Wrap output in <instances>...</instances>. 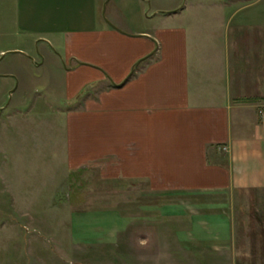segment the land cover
<instances>
[{
	"label": "rangeland",
	"instance_id": "rangeland-1",
	"mask_svg": "<svg viewBox=\"0 0 264 264\" xmlns=\"http://www.w3.org/2000/svg\"><path fill=\"white\" fill-rule=\"evenodd\" d=\"M54 1L70 9L73 0ZM156 1L162 11L190 7L184 11L188 22L208 16L201 22L213 32L221 28L222 13L235 11L221 9L226 0ZM106 2L100 22L113 33L99 46L97 35L71 42L70 30L0 37V49H16L0 58V264H167V253L192 240L193 216L221 213L238 226L240 248L248 232L247 241L264 253L263 192L152 189L128 176L123 155L103 152L119 147L113 132L118 119L100 111L117 109L120 97H128L127 82L149 63L150 54L137 56L145 37L132 36L162 23L151 20L157 7L150 0H109L104 7ZM202 2L222 6H193ZM238 2L239 23H250L249 8L264 26V0ZM102 100L112 103L103 106Z\"/></svg>",
	"mask_w": 264,
	"mask_h": 264
},
{
	"label": "crops",
	"instance_id": "crops-1",
	"mask_svg": "<svg viewBox=\"0 0 264 264\" xmlns=\"http://www.w3.org/2000/svg\"><path fill=\"white\" fill-rule=\"evenodd\" d=\"M104 2L73 0L69 9L56 7L54 0H0V20L5 21L0 24V37L70 30L71 42L76 36L97 35L100 40L94 45L99 46L113 33L100 22ZM150 2L157 7L151 20L162 23L151 33H135L145 37L137 56L150 54L145 58L149 63L127 82L128 97H120L117 109L100 111L102 117L118 119L113 132L119 147L103 152L123 155L128 176L149 183L152 189L160 186L173 189L171 193L188 194L264 193V122L258 114L264 103L263 24L255 23L259 18L250 15L249 8L245 16L250 23H239L238 0H226L223 6L193 5L198 10L217 5L231 12L235 9L233 14H221V28L216 32L201 22L208 16L186 21L184 11L190 7L162 11L156 0ZM42 5L48 8L44 11ZM138 7L140 14L145 12L142 4ZM14 50L0 49V58ZM190 223L192 240L182 241V251L167 253V264H264V253H257L247 241L248 232L243 236L244 249L239 247L238 226L223 213L193 216ZM188 245H196L199 253L194 254Z\"/></svg>",
	"mask_w": 264,
	"mask_h": 264
},
{
	"label": "built area",
	"instance_id": "built-area-1",
	"mask_svg": "<svg viewBox=\"0 0 264 264\" xmlns=\"http://www.w3.org/2000/svg\"><path fill=\"white\" fill-rule=\"evenodd\" d=\"M260 118L264 121V108L260 111Z\"/></svg>",
	"mask_w": 264,
	"mask_h": 264
},
{
	"label": "water",
	"instance_id": "water-1",
	"mask_svg": "<svg viewBox=\"0 0 264 264\" xmlns=\"http://www.w3.org/2000/svg\"><path fill=\"white\" fill-rule=\"evenodd\" d=\"M109 2V0H107V2H106V4L104 5V7H106V5H107V3ZM111 25V24H110ZM115 30H117V31H119L120 32V30H118V29H116V27H114L113 25H111ZM132 37H136V36H132Z\"/></svg>",
	"mask_w": 264,
	"mask_h": 264
},
{
	"label": "trees",
	"instance_id": "trees-1",
	"mask_svg": "<svg viewBox=\"0 0 264 264\" xmlns=\"http://www.w3.org/2000/svg\"><path fill=\"white\" fill-rule=\"evenodd\" d=\"M126 83V82H125ZM122 85V84H121ZM119 86H120V84H119Z\"/></svg>",
	"mask_w": 264,
	"mask_h": 264
}]
</instances>
